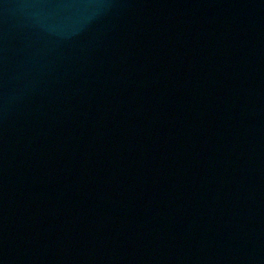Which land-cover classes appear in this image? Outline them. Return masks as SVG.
Masks as SVG:
<instances>
[{"label":"water","instance_id":"water-1","mask_svg":"<svg viewBox=\"0 0 264 264\" xmlns=\"http://www.w3.org/2000/svg\"><path fill=\"white\" fill-rule=\"evenodd\" d=\"M94 0H0V219L67 52Z\"/></svg>","mask_w":264,"mask_h":264}]
</instances>
